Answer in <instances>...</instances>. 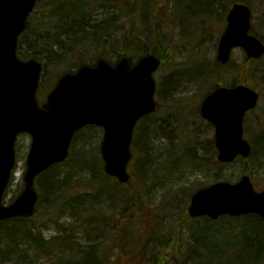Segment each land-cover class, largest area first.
I'll use <instances>...</instances> for the list:
<instances>
[{
  "label": "rangeland",
  "instance_id": "rangeland-1",
  "mask_svg": "<svg viewBox=\"0 0 264 264\" xmlns=\"http://www.w3.org/2000/svg\"><path fill=\"white\" fill-rule=\"evenodd\" d=\"M182 1L189 2V0ZM232 1L213 0L210 4L212 12L205 15L192 14L193 11H199L203 8L196 7L195 3L189 2V14L184 16L183 9L182 13L180 9L173 8L178 3L177 0H139L138 7L142 17L143 40L151 46L155 44L154 30L157 26L155 18L162 17L163 23L159 27V31L163 33L165 43L169 45L170 52H174L175 56L173 59L169 57L165 66L166 62L162 59L161 67L155 72L158 81L156 97L161 104L160 110L143 118L136 127L135 133L140 135V147H146L147 152L142 154L143 157H135L133 151V158L129 164L132 179L129 184H125L121 189H129L131 192L141 191L148 208L143 214L144 221L135 224L136 228L141 230L137 242L128 246V251L118 252L113 256L116 260L120 258V264H153L155 262L154 255L160 250V242L169 238L168 232L176 228L181 221L182 225L184 224L183 217L184 219L188 217V197L201 186L209 185L216 180L236 182L245 174V169L249 171L256 189L264 186V55L259 59L252 60L247 66L244 64L245 51L242 48H236L232 54L231 62L218 69L221 74H224L223 80L225 81L222 83L228 81L226 80L227 77H232V80L236 79V82H247L260 93L257 107L249 112L246 117V135H248V139L254 141V150L248 161L239 159L228 164L217 162L216 154H213V147L210 145V140L214 136V127L202 117L199 108L203 98L209 92L208 89L217 82L215 78L217 45L226 27V17ZM248 1L253 10V27L259 32L262 31L264 35V0ZM37 15L39 13H36ZM127 26H129L128 23ZM129 47V54L137 53V48H132L134 45L129 44ZM110 60L115 62L116 58L113 57ZM64 67H55L50 62L48 63L38 90L40 100L45 99L49 92L48 88L53 85L51 84L52 73L61 74ZM232 68H234V76L232 74L225 76V73L229 74ZM175 70H177L176 75L180 81L177 87L171 89L172 94L168 95L169 90H161L159 82L166 74ZM187 76L190 78H185ZM159 91H161L162 96H160ZM143 125L144 130L142 129ZM79 132L76 142L77 146L82 142V147L79 146V149H87L92 157H96L95 153L99 155L98 149H100L103 130L99 127H94V129L86 127ZM156 133L159 137L155 136ZM31 140L30 134H22L18 138L16 144L17 164L8 189V200L21 190ZM190 149L196 151L197 158L201 162L183 161L185 162L183 165H176L180 168L177 167L175 171H172V166V170L170 168L161 169V161L162 159L166 160V155H176L180 152L178 154L180 156ZM101 164L102 162L98 159L96 166L98 176L95 175V172L93 173V169L89 173L74 175L71 180L74 187L78 190L88 189L92 193V189L98 185V179L105 183L106 177L101 174L104 173V169L101 170L100 168ZM113 207L115 206L107 200L106 194L100 192L98 198L90 202V222L96 223L99 217H102V227H104L106 215L115 213H113ZM86 215L84 209H81L78 210V214L64 216L61 219V224L63 227L66 226V233L62 231L63 227H58L48 220H41L39 222L41 233L45 239L58 237L62 240L68 234L71 243L75 241L78 244H85L82 224ZM127 216L128 213H125V217L121 214L117 216L121 219V223L112 232L113 235H119L122 231V225H129L133 221L128 220ZM224 222L227 223V220ZM202 223L203 219H192L186 227L191 229ZM187 231L189 232L188 229ZM226 232L231 234L234 232L232 237H234L233 235L239 236L233 239L230 238L231 234L222 233L221 240L214 239L212 242L215 243L210 241L211 244L206 242V239L202 240L204 246L208 245L207 249L212 255V257H208L209 261L205 260L207 255L202 248L193 247V243H189L185 239L179 243L181 251L169 256L168 264H237L236 261L241 258L240 248L244 251L248 250V240L244 238L243 234L235 232L234 229ZM207 234L205 236H208ZM225 237H227L226 241H222ZM105 242L107 240H104ZM140 243H143L144 246L138 249ZM50 247L49 252L51 253L44 252L42 254L46 259H49L48 256L56 257L58 254H62V256L72 260L73 256L78 255V253H71L70 251L62 253L59 247L54 244H51ZM22 249H27L25 244L22 245ZM133 252H137L138 255L133 256ZM35 255L33 248H30L28 257L32 263H44V261L36 259Z\"/></svg>",
  "mask_w": 264,
  "mask_h": 264
},
{
  "label": "water",
  "instance_id": "water-1",
  "mask_svg": "<svg viewBox=\"0 0 264 264\" xmlns=\"http://www.w3.org/2000/svg\"><path fill=\"white\" fill-rule=\"evenodd\" d=\"M37 0H0V221L31 217L36 212V177L52 165L68 160L74 135L87 125L104 129L101 142L105 171L121 182L130 178L128 164L138 120L159 110L155 98L154 72L161 65L155 54L135 64L127 55L116 64L99 58L94 65L83 64L64 73L40 104L37 98L42 62L18 55V44ZM217 59L227 63L235 47L249 58L264 54V42L250 33L252 10L235 2L228 13ZM259 93L247 86H221L203 101V117L216 127L218 158L232 162L239 155L249 157L252 148L243 137L245 113L257 105ZM32 136L24 173V188L10 204L4 195L16 165V141L20 133ZM191 217L208 215L217 219L256 213L264 217V190L257 191L250 175L231 183L219 181L199 189L188 207Z\"/></svg>",
  "mask_w": 264,
  "mask_h": 264
},
{
  "label": "trees",
  "instance_id": "trees-1",
  "mask_svg": "<svg viewBox=\"0 0 264 264\" xmlns=\"http://www.w3.org/2000/svg\"><path fill=\"white\" fill-rule=\"evenodd\" d=\"M177 1L178 3H175L176 6L173 8L180 9L182 13L184 10V16L189 14V2L195 3L196 7L203 8L199 11H193L192 14L205 15L212 12L210 10L212 6L208 0H189L187 3L182 0ZM234 2L250 4L248 0H233L232 3ZM138 3L139 0H38L35 10L29 16L27 27L19 39L18 53L24 59L36 57L42 60L44 72H46V66L49 62L55 67L65 66L63 69L65 72L72 71L84 63L93 64L100 57L108 59L115 57L117 61L124 54L135 60L143 55L154 53L166 62L165 66L168 62L167 59L169 57L173 59L175 53L170 52V47L165 43L163 33L159 31L163 19L162 17L155 18L157 26L154 30V41L156 42L151 46L142 38V17ZM36 13L39 15L36 16ZM252 30L264 41L262 31L259 32L254 27ZM129 44L134 45L133 49L137 48L136 54H129ZM252 60L245 55L244 64L249 66ZM222 66L216 63L215 78L217 82L208 91L225 81L223 80L224 74L218 70ZM176 71L166 74L160 79L159 87L161 86V90H169L168 95L172 94L171 89L177 87L180 81ZM234 73V68H232L229 74L225 73V76H231L230 74L234 76ZM60 75L58 72L52 73L51 84L54 85L55 80ZM185 78L189 79L190 77ZM226 80L228 83L236 82V79L232 80V77H227ZM159 94L162 96L161 91ZM94 127L88 126V129H94ZM142 129L144 130V125ZM79 133L76 134L72 143L71 158L66 162L50 167L37 177L36 187L39 192V201L36 214L30 218L16 217L0 221V264H33L28 257L30 248H33L36 253V259L44 261L42 264H120V258L116 260L113 256L118 252L126 251L125 248L128 243H135L138 235L140 236V230L136 229L135 224L137 220L144 221L141 218L142 213L140 215L139 213L148 208L141 191L131 192L129 189H121L125 184L105 173H101L106 177L105 183L98 179V185L95 186L92 193L85 190L79 191L72 184L71 180L74 175L89 173L92 169L93 173L95 172V175L98 176L96 174L98 159L102 162L101 170L104 168L100 149H98L99 155L95 153L96 157H92L87 149H79V146L82 147V142L79 146L76 145ZM155 136L159 137L158 133ZM134 137L132 144L134 156L143 157L142 154L147 152L146 147H140L139 134L135 133ZM216 152L217 150L213 147V154ZM178 154L180 152L176 155H166V160L162 159L161 161V169L170 168L172 170V166V171H175L177 167L180 168V166H176L178 164L201 162L197 158L195 150L190 149L180 156ZM158 165L157 167L160 166ZM130 182L131 180L126 184ZM22 186L23 184H21V189ZM99 192L106 194L107 200L115 206L113 207V213H115L107 214L105 217L106 228L105 225L102 227V217H99L96 223L90 222V202L98 198V195L95 194ZM189 199L190 196L188 202H190ZM81 209H84V213L87 214L82 224L85 244H78L75 241L71 243L68 234L63 237V240L58 237L51 239L43 237L39 224L41 220H48L58 227H63L61 219L68 214H78V210ZM125 213H128L127 219L133 221L129 225H123L119 235H113L112 232L121 223V219L117 216L121 214L125 217ZM202 219V224L190 229L186 225L192 218L190 219L188 216L184 219L183 217L184 224L182 225L181 221L176 228L168 232L169 238L160 242V250L154 255L155 262L153 264H168L169 256L181 251L179 243L185 239L189 243H193V247L202 248L207 255L205 260L209 261L208 257H212V255L207 249L208 245L204 246L202 240L206 239V242L211 244L214 239L221 240L222 233L231 234L226 232L230 229L243 234L245 237L242 236L248 240V250L244 251L240 248L241 258L236 261L237 264H264V219L261 216L249 214L239 217H223L218 221L208 217ZM226 220L227 223L224 222ZM66 230V226H64L62 231L66 233ZM206 233L208 236H205ZM232 234L231 237H228L235 239L239 236L233 235L234 237H232ZM226 238L222 240L226 241ZM104 240L107 242L104 243ZM23 244L27 249H22ZM51 244L57 245L62 253L70 251L71 253H78V255L73 256L72 260L62 256V254H58L56 257L48 256L49 259H46L42 254L49 252ZM143 246L144 244L141 243L140 248ZM136 254L137 252H133V255Z\"/></svg>",
  "mask_w": 264,
  "mask_h": 264
},
{
  "label": "flooded vegetation",
  "instance_id": "flooded-vegetation-1",
  "mask_svg": "<svg viewBox=\"0 0 264 264\" xmlns=\"http://www.w3.org/2000/svg\"><path fill=\"white\" fill-rule=\"evenodd\" d=\"M225 85H226V83H225ZM232 84H228L227 86H231ZM255 109V108H254ZM254 109H252V110H254ZM252 110H249L248 112H246V114H245V117H244V121H243V127H244V134H243V137L247 140V141H249L250 142V144H251V147H252V152H251V154L253 153V150H254V141H252V139L250 140V139H248V135H246V133H247V124H246V117H247V114L249 113V112H251ZM208 123H210V122H208ZM214 128V136L211 138V143H210V145L212 146V147H214L215 149H217V143H216V139H215V131H216V129H215V126L213 125V124H211ZM250 154V155H251ZM217 155H218V152H216V158H217ZM250 158V156L249 157H243V156H238L234 161H237V160H245V161H248V159ZM219 163H221V162H219ZM222 164V163H221ZM223 164H228V163H223ZM247 173H249V171L247 170L246 171V169H245V174H247ZM245 174H243L242 176H244ZM216 181H218V180H216ZM216 181H214V182H216ZM262 189H264V186L263 187H261V188H258L257 190H262ZM223 217H233V216H229V215H226V216H221L218 220H221ZM217 221V220H216Z\"/></svg>",
  "mask_w": 264,
  "mask_h": 264
},
{
  "label": "bare ground",
  "instance_id": "bare-ground-1",
  "mask_svg": "<svg viewBox=\"0 0 264 264\" xmlns=\"http://www.w3.org/2000/svg\"><path fill=\"white\" fill-rule=\"evenodd\" d=\"M214 1H215V0H214ZM216 1H218V0H216ZM212 2H213V0H208V3L212 4Z\"/></svg>",
  "mask_w": 264,
  "mask_h": 264
}]
</instances>
